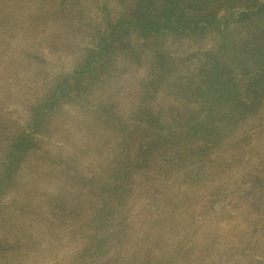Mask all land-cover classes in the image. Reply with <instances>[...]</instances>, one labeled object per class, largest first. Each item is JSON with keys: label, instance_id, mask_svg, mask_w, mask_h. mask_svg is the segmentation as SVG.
<instances>
[{"label": "trees", "instance_id": "1", "mask_svg": "<svg viewBox=\"0 0 264 264\" xmlns=\"http://www.w3.org/2000/svg\"><path fill=\"white\" fill-rule=\"evenodd\" d=\"M83 117L88 172L44 148ZM53 241L48 264H264V0H0V264Z\"/></svg>", "mask_w": 264, "mask_h": 264}, {"label": "rangeland", "instance_id": "2", "mask_svg": "<svg viewBox=\"0 0 264 264\" xmlns=\"http://www.w3.org/2000/svg\"><path fill=\"white\" fill-rule=\"evenodd\" d=\"M209 39V38H208ZM206 39L203 41L200 45H195L191 41H181L180 43L173 44L171 49H177V50H187L188 48H200L205 47L207 45H210L212 43L211 39ZM134 75H139V70L135 72ZM106 97V96H105ZM22 111V109H21ZM19 112V110H18ZM19 113H14V115H17ZM19 116H22L19 115ZM90 120L88 117H83L82 120H71L69 118L64 120L63 125L56 131L54 135H52L50 138H47V145H45L44 148L48 147L49 155L52 154L53 158H57L59 155L63 156L65 159L69 160L72 165L79 166L83 169V171H92L94 170L93 167L88 168L86 165L90 164L93 165L98 160L95 157L96 156V149L100 141L99 140V134L97 132L98 126L96 124L91 125ZM89 127V128H88ZM51 144V146H50ZM71 165V164H70ZM29 167H32L31 169H28V172L24 171L26 173V183H31L30 178H38L39 173L41 170L37 168L36 163H30ZM43 169L48 171V175H43L40 177L42 179H39L42 184H45V181L51 180V174L55 172V166H51L50 168L46 165L42 166ZM35 172L38 173V177L35 176ZM50 175V177H49ZM49 177V178H48ZM53 183V182H52ZM30 190L27 192L31 195L33 193L32 189L34 188L29 185ZM217 222V219H213L210 221V225H214V223ZM220 228L223 226L224 228H227L226 222H224L222 219L219 221ZM231 231L232 227L228 226L227 231ZM57 241H53L52 248L45 249V250H39V252H34L33 255H31L26 261H24L23 264H48V260L55 257L56 252L63 253L65 251L64 248H56ZM50 251V253H49ZM34 257V259H33ZM36 257V259H35Z\"/></svg>", "mask_w": 264, "mask_h": 264}]
</instances>
